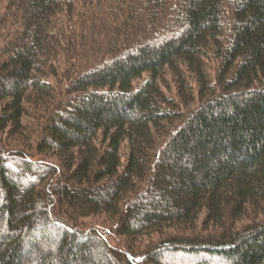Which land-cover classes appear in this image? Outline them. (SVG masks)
Masks as SVG:
<instances>
[{"label": "trees", "instance_id": "1", "mask_svg": "<svg viewBox=\"0 0 264 264\" xmlns=\"http://www.w3.org/2000/svg\"><path fill=\"white\" fill-rule=\"evenodd\" d=\"M8 2L0 264H264V0Z\"/></svg>", "mask_w": 264, "mask_h": 264}, {"label": "rangeland", "instance_id": "2", "mask_svg": "<svg viewBox=\"0 0 264 264\" xmlns=\"http://www.w3.org/2000/svg\"><path fill=\"white\" fill-rule=\"evenodd\" d=\"M9 0H0V48H2L6 42H8L12 37H11V33L13 32V30L15 29V26L11 24L10 21V16L7 15V5ZM207 74L209 75V77L211 78V82L214 81L217 77V72H218V68H217V62H215L213 59L207 60ZM188 78H189V87H191L194 92L199 91L200 89L198 88L199 85L197 84L196 81V77L195 75H191L190 73H188ZM162 88L165 91V94L170 97V98H174L178 103H180L182 105V107H184V103L185 101L181 98L179 94V86L178 83L176 81V79L173 77V74L171 72H166L164 79L162 80ZM213 85V84H212ZM214 86V85H213ZM215 87V86H214ZM213 88V87H212ZM197 96V94H196ZM198 97V96H197ZM196 97V98H197ZM199 100H196V105L198 104ZM185 108V107H184ZM186 110V109H185ZM31 124V128L33 129V132H37L38 128L36 125H39V121H30ZM37 133H34V135L32 133H29L26 138L21 137V141H19V143H21V146H14L12 144H17L14 143L13 140L9 141L11 144H8L11 149H15L18 148L19 150H24L26 153H30L29 155L34 154L35 156V150L33 149L34 144L32 143V138L35 140L37 137ZM6 138V137H4ZM3 143L6 144V140L2 139ZM127 155L128 153L126 152V150L123 151L122 157H123V165H125L127 163ZM51 163H57V159L56 158H51ZM253 215V214H252ZM251 215V216H252ZM246 223V222H245ZM244 223V224H245ZM80 224L82 225V227L84 229H98L100 232H102V234H104V236H107L108 240L110 241L111 245L113 247H123L124 248V243H126L127 241L116 235V233L114 232L115 230V222L112 220V218L108 217L107 215H98L89 219H85L84 221H80ZM198 227L201 228L203 230L204 227V220L201 219L198 223ZM157 238V237H155ZM132 245L134 246V248L136 250H138V243L136 242H131ZM142 243V242H141ZM129 246V243H126ZM148 243H142V246L140 247L141 249H144L148 247Z\"/></svg>", "mask_w": 264, "mask_h": 264}]
</instances>
